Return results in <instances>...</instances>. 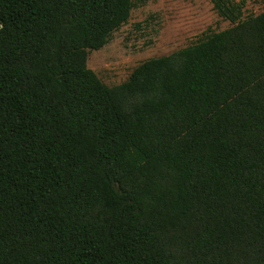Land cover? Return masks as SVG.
I'll return each mask as SVG.
<instances>
[{"label": "trees", "instance_id": "obj_1", "mask_svg": "<svg viewBox=\"0 0 264 264\" xmlns=\"http://www.w3.org/2000/svg\"><path fill=\"white\" fill-rule=\"evenodd\" d=\"M104 85L134 0H0V264H264V11Z\"/></svg>", "mask_w": 264, "mask_h": 264}, {"label": "rangeland", "instance_id": "obj_2", "mask_svg": "<svg viewBox=\"0 0 264 264\" xmlns=\"http://www.w3.org/2000/svg\"><path fill=\"white\" fill-rule=\"evenodd\" d=\"M243 2V18L264 11V0ZM128 22L114 31L86 61L107 87L125 82L142 62L169 55L231 27L215 13L209 0H134Z\"/></svg>", "mask_w": 264, "mask_h": 264}]
</instances>
